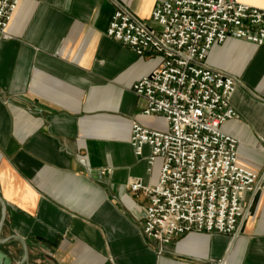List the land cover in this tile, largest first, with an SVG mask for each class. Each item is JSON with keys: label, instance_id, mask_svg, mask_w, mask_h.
I'll list each match as a JSON object with an SVG mask.
<instances>
[{"label": "crops", "instance_id": "1", "mask_svg": "<svg viewBox=\"0 0 264 264\" xmlns=\"http://www.w3.org/2000/svg\"><path fill=\"white\" fill-rule=\"evenodd\" d=\"M157 1L19 0L0 43V251L11 264H264V191L237 236L190 232L162 245L143 232L149 197L130 185L157 184L163 160L149 164L148 144L135 154L132 126L169 125L144 114L132 88L163 57L138 56L107 31L117 4L155 28ZM206 62L241 81L238 117L221 128L239 140V165L260 173L264 44L228 38Z\"/></svg>", "mask_w": 264, "mask_h": 264}, {"label": "built area", "instance_id": "2", "mask_svg": "<svg viewBox=\"0 0 264 264\" xmlns=\"http://www.w3.org/2000/svg\"><path fill=\"white\" fill-rule=\"evenodd\" d=\"M18 2L0 0V43ZM151 19L155 28L117 4L107 31L138 56L163 57L132 88L146 101L143 113L160 114L169 125L167 131L132 126L135 154L141 157L148 144L149 164L163 160L157 184L130 185L149 197L143 232L162 245L190 232L237 236L253 198L264 191V170L240 166L239 140L221 128L238 117L231 100L241 81L206 59L228 38L264 44V9L239 0H158Z\"/></svg>", "mask_w": 264, "mask_h": 264}, {"label": "water", "instance_id": "3", "mask_svg": "<svg viewBox=\"0 0 264 264\" xmlns=\"http://www.w3.org/2000/svg\"><path fill=\"white\" fill-rule=\"evenodd\" d=\"M0 203L2 205V217H1V220H0V234H1L2 228H3V225H4V221H5V217H6V204L3 201V199L1 198V196H0ZM19 239L25 245V242L21 238H19ZM1 242H5V240L1 239ZM24 248H25V260H26L27 257H28V250H27V246L26 245L24 246ZM11 263H12L11 258L6 256V254L4 252L0 251V264H11Z\"/></svg>", "mask_w": 264, "mask_h": 264}]
</instances>
